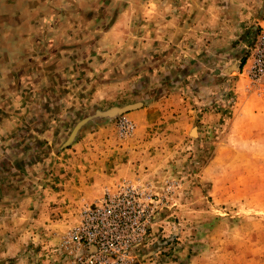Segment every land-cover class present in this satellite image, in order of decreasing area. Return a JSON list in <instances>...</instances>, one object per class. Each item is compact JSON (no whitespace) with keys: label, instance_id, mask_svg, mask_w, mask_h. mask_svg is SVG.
<instances>
[{"label":"rangeland","instance_id":"374dc122","mask_svg":"<svg viewBox=\"0 0 264 264\" xmlns=\"http://www.w3.org/2000/svg\"><path fill=\"white\" fill-rule=\"evenodd\" d=\"M174 1L187 2L188 18L201 20L188 59L122 60L123 66L115 63L117 70L106 78L116 85L96 99L83 71L81 82L75 79L72 90L60 94L58 106L55 101L42 106L38 99L32 106L14 108L21 124L8 128L16 130L14 137L0 138L6 151L0 152V264H67L61 242L79 223L81 208L123 181L137 186L149 214L145 232L130 243L127 264H264V72L251 74L264 36L255 25L264 20V0H160L167 8L162 18L165 12L168 17V5H181ZM119 9L120 0L112 10L98 11L97 18L113 22ZM105 24L101 31L111 23ZM258 63L264 68V58ZM206 82L209 88L202 92ZM7 104L0 115L7 114ZM128 105L156 108L163 123L154 130L166 132V139L156 141L163 151L150 169L140 167L130 177L124 170L106 185L110 171L90 170L88 147L102 149L101 141L111 138L109 152L124 148L131 154L122 155L121 163L139 162L129 151L137 126L126 116L137 108L101 114ZM185 110L189 132L175 139L174 132L184 128L174 117L184 116ZM125 123L130 129L122 134ZM40 130L45 137L36 136ZM95 132L100 133L97 139ZM52 182L58 185L49 186ZM47 192H61L64 202L47 204ZM22 195L31 196L25 218L16 211ZM60 224L63 229L56 226Z\"/></svg>","mask_w":264,"mask_h":264},{"label":"crops","instance_id":"0c3cea01","mask_svg":"<svg viewBox=\"0 0 264 264\" xmlns=\"http://www.w3.org/2000/svg\"><path fill=\"white\" fill-rule=\"evenodd\" d=\"M118 2L119 0H0V107L7 103L10 107L6 110L7 114L0 115V138L14 137L16 130L8 131V128L21 124L20 112L14 108L32 106L38 99L40 103L43 102L42 106H53L54 101L58 106L62 98L60 94H64L65 89L72 90L70 84L75 79L76 84H79L83 71L84 81L93 84L91 97L96 99L99 93L116 85L115 82L106 80L116 69L115 63L119 68L123 66L122 60H128L129 63V60L134 58L144 60L151 57L163 62L166 59H188L186 57H189L190 53L189 44L197 37L198 31L202 30V25L201 20L192 21L188 18L190 9L187 2L176 4L174 1L175 5H181H168V17L165 12L162 18V10L166 11L167 8L161 6L160 0H153L155 4L152 5L149 2L143 5L144 0H120V9L113 22H109V18L105 21L97 18L98 11H110ZM104 23L111 24L107 30L101 31ZM255 25L264 31V20L257 21ZM147 47H151L150 50ZM145 48L147 50L143 52ZM110 59L118 60L109 63ZM126 71L127 69L125 73ZM128 82L129 80H126V83ZM208 85L207 82L203 83L200 90L205 92L209 88ZM156 111L151 105H143L126 114L137 126L135 144L129 148L132 157L139 160L137 164H131L130 161L121 163L122 155L131 156L130 152L125 154L124 148H114L109 152L107 145L110 144L111 138L108 140L103 137L105 139L100 143L103 145L102 149L88 147L89 156H92L90 170L106 167L110 171L106 185L124 170H129L130 177L140 167L147 166L150 169L154 166L153 158L163 151L156 141L166 139V132L154 130L163 123L157 117ZM186 113L185 110L184 116L174 117V123L184 128V131L174 132L175 139L185 138L189 132L191 121L190 117H186ZM44 133L40 130L36 136L40 134L45 137ZM96 135L100 133H94L97 139ZM79 148L80 146L77 149ZM98 150L102 153L98 154ZM0 152L6 151L0 147ZM103 159L104 163L100 162ZM54 185L58 184L52 182L49 186ZM98 191L96 189L94 195H97ZM59 195L61 192H47V204L64 202L65 199L59 198ZM30 200V195L20 196V208L16 210L20 214L19 218L27 216L26 210ZM21 209H24L23 213ZM17 220L18 218L13 219L18 224ZM52 225L49 223L47 227ZM56 226L63 229V224ZM8 228L12 230L9 224ZM9 232L10 235L17 233L10 230ZM13 246L11 243L9 250H13ZM41 249L44 253L49 248L46 244Z\"/></svg>","mask_w":264,"mask_h":264},{"label":"built area","instance_id":"2783aa9c","mask_svg":"<svg viewBox=\"0 0 264 264\" xmlns=\"http://www.w3.org/2000/svg\"><path fill=\"white\" fill-rule=\"evenodd\" d=\"M256 54L253 77L264 72L258 63L264 58V36L259 38ZM121 129L126 134L130 125L125 123ZM139 197L137 186L123 181L81 208L79 223L61 242L67 250V264H127L130 243L145 232L149 217Z\"/></svg>","mask_w":264,"mask_h":264},{"label":"water","instance_id":"95a60500","mask_svg":"<svg viewBox=\"0 0 264 264\" xmlns=\"http://www.w3.org/2000/svg\"><path fill=\"white\" fill-rule=\"evenodd\" d=\"M138 105H128V106H125V107H122V108H111L103 113H101L103 116H113L114 114H118V113H123V112H127L129 110H133L135 108H137Z\"/></svg>","mask_w":264,"mask_h":264}]
</instances>
